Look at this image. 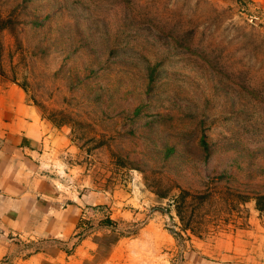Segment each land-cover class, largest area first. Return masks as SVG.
Here are the masks:
<instances>
[{
  "label": "rangeland",
  "instance_id": "1",
  "mask_svg": "<svg viewBox=\"0 0 264 264\" xmlns=\"http://www.w3.org/2000/svg\"><path fill=\"white\" fill-rule=\"evenodd\" d=\"M11 85L66 136L55 178L95 197L90 212L111 226L106 249L148 217L181 257L253 240L264 221L254 200L264 193V0H0V89ZM181 190L209 194L188 198L183 219Z\"/></svg>",
  "mask_w": 264,
  "mask_h": 264
},
{
  "label": "crops",
  "instance_id": "2",
  "mask_svg": "<svg viewBox=\"0 0 264 264\" xmlns=\"http://www.w3.org/2000/svg\"><path fill=\"white\" fill-rule=\"evenodd\" d=\"M66 144L20 87L0 89V264H175L179 255L176 264H264V221L253 227L252 241L241 233L216 253L193 245L181 257L174 234L148 217L135 234L116 237L106 249L111 226L90 212L95 197L71 194L55 178ZM114 203L127 220L125 203Z\"/></svg>",
  "mask_w": 264,
  "mask_h": 264
},
{
  "label": "trees",
  "instance_id": "3",
  "mask_svg": "<svg viewBox=\"0 0 264 264\" xmlns=\"http://www.w3.org/2000/svg\"><path fill=\"white\" fill-rule=\"evenodd\" d=\"M208 192L204 191V192H199V193H191L187 190H181V195L179 197H177V199L175 200L176 202H180L178 203V206L176 207L177 210V214L180 217V219H183L182 216V204L187 205V199L188 198H192L193 199H201V201H203L206 197H207ZM255 200V205L256 208L264 214V193L263 194H256L254 197Z\"/></svg>",
  "mask_w": 264,
  "mask_h": 264
}]
</instances>
